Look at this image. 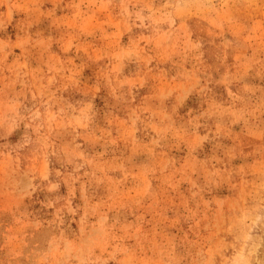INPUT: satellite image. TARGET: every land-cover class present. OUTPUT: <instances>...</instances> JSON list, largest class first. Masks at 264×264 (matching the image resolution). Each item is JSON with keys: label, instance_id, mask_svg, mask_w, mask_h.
I'll use <instances>...</instances> for the list:
<instances>
[{"label": "rangeland", "instance_id": "374dc122", "mask_svg": "<svg viewBox=\"0 0 264 264\" xmlns=\"http://www.w3.org/2000/svg\"><path fill=\"white\" fill-rule=\"evenodd\" d=\"M0 264H264V0H0Z\"/></svg>", "mask_w": 264, "mask_h": 264}]
</instances>
